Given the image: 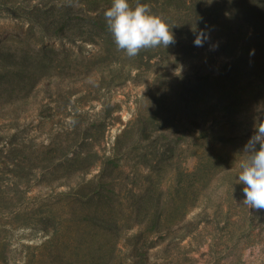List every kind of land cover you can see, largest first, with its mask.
<instances>
[{
	"label": "rangeland",
	"instance_id": "rangeland-1",
	"mask_svg": "<svg viewBox=\"0 0 264 264\" xmlns=\"http://www.w3.org/2000/svg\"><path fill=\"white\" fill-rule=\"evenodd\" d=\"M96 1L0 0V65L38 70L0 98V264H264V210L238 181L264 29L243 0H129L176 41L129 58Z\"/></svg>",
	"mask_w": 264,
	"mask_h": 264
},
{
	"label": "clouds",
	"instance_id": "clouds-1",
	"mask_svg": "<svg viewBox=\"0 0 264 264\" xmlns=\"http://www.w3.org/2000/svg\"><path fill=\"white\" fill-rule=\"evenodd\" d=\"M106 26L116 48L127 57L134 58L142 50L167 48L174 44L175 37L168 23L152 13L149 5L129 0H112L104 13ZM196 46H203L198 35ZM239 184L243 185V205L248 209L264 210V120L254 123L253 133L241 150Z\"/></svg>",
	"mask_w": 264,
	"mask_h": 264
},
{
	"label": "trees",
	"instance_id": "trees-1",
	"mask_svg": "<svg viewBox=\"0 0 264 264\" xmlns=\"http://www.w3.org/2000/svg\"><path fill=\"white\" fill-rule=\"evenodd\" d=\"M86 2L89 3L90 0H86ZM99 3L100 0H97L93 5L97 6V13L95 17H93L94 26L99 29L106 30L108 29L104 17L106 9H101L100 5H98ZM244 6L246 7L243 9ZM241 8L244 16H248L249 19L251 18L253 21L252 24L255 28L262 27L264 29V0H243ZM77 16L81 17L80 14ZM62 18H65L67 21L65 24L74 21L72 13L68 10H66V16L64 15ZM56 24L57 28H59L58 23ZM63 26V24L60 25V27ZM21 61L23 62L24 60L22 59ZM37 72L38 70H36V66L33 64L16 63L13 60L2 63L0 65V88L3 87L6 92H3L4 94H1L0 98L3 97L4 99H7L5 102H16L19 95L27 94L38 83ZM151 223H153L152 228H155L156 231L159 232L161 224L155 221H151Z\"/></svg>",
	"mask_w": 264,
	"mask_h": 264
}]
</instances>
